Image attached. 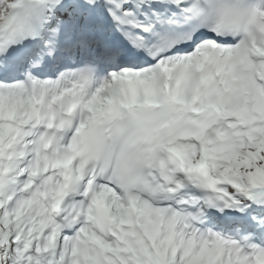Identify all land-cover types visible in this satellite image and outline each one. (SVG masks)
I'll use <instances>...</instances> for the list:
<instances>
[{"label":"snow or ice","instance_id":"1","mask_svg":"<svg viewBox=\"0 0 264 264\" xmlns=\"http://www.w3.org/2000/svg\"><path fill=\"white\" fill-rule=\"evenodd\" d=\"M264 0H0V264H264Z\"/></svg>","mask_w":264,"mask_h":264},{"label":"clouds","instance_id":"2","mask_svg":"<svg viewBox=\"0 0 264 264\" xmlns=\"http://www.w3.org/2000/svg\"><path fill=\"white\" fill-rule=\"evenodd\" d=\"M223 2L227 4V3H231V0H223ZM253 31H254V35H255L257 40L264 38V33H261L255 29H253Z\"/></svg>","mask_w":264,"mask_h":264}]
</instances>
